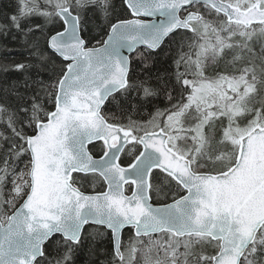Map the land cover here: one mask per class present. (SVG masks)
I'll return each instance as SVG.
<instances>
[{
	"label": "snow or ice",
	"instance_id": "1",
	"mask_svg": "<svg viewBox=\"0 0 264 264\" xmlns=\"http://www.w3.org/2000/svg\"><path fill=\"white\" fill-rule=\"evenodd\" d=\"M0 52V264H264V0H15Z\"/></svg>",
	"mask_w": 264,
	"mask_h": 264
},
{
	"label": "trees",
	"instance_id": "2",
	"mask_svg": "<svg viewBox=\"0 0 264 264\" xmlns=\"http://www.w3.org/2000/svg\"><path fill=\"white\" fill-rule=\"evenodd\" d=\"M117 2H118V0H117ZM14 3H15V0H0V7H4V6L8 5V4H14ZM6 10L12 11L13 9L12 8H7ZM93 34L94 35L96 34L95 31L93 32ZM10 46H14V45H10ZM15 55H17V54L16 53L10 54L9 60H10L11 56H15ZM17 58H19V57H17ZM0 62H4V53H2V52H0ZM137 72H139V68H137ZM9 75L10 76H15V73H11ZM99 155H100V153H96L97 157Z\"/></svg>",
	"mask_w": 264,
	"mask_h": 264
},
{
	"label": "water",
	"instance_id": "3",
	"mask_svg": "<svg viewBox=\"0 0 264 264\" xmlns=\"http://www.w3.org/2000/svg\"><path fill=\"white\" fill-rule=\"evenodd\" d=\"M125 54L128 55L127 51H125Z\"/></svg>",
	"mask_w": 264,
	"mask_h": 264
}]
</instances>
